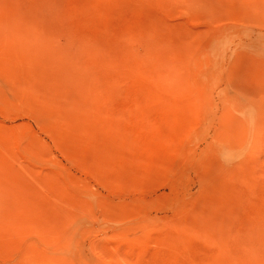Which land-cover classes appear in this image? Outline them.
I'll return each instance as SVG.
<instances>
[{"label": "rangeland", "instance_id": "374dc122", "mask_svg": "<svg viewBox=\"0 0 264 264\" xmlns=\"http://www.w3.org/2000/svg\"><path fill=\"white\" fill-rule=\"evenodd\" d=\"M0 264H264V0H0Z\"/></svg>", "mask_w": 264, "mask_h": 264}]
</instances>
